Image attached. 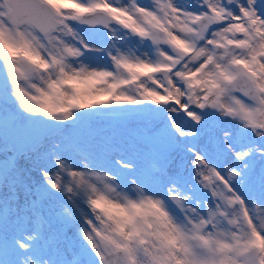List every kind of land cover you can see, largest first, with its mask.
<instances>
[{
    "label": "snow or ice",
    "instance_id": "snow-or-ice-1",
    "mask_svg": "<svg viewBox=\"0 0 264 264\" xmlns=\"http://www.w3.org/2000/svg\"><path fill=\"white\" fill-rule=\"evenodd\" d=\"M0 264H264V0H0Z\"/></svg>",
    "mask_w": 264,
    "mask_h": 264
}]
</instances>
